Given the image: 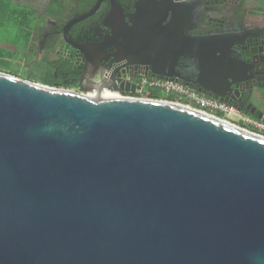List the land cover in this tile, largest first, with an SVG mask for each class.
<instances>
[{
  "label": "water",
  "instance_id": "95a60500",
  "mask_svg": "<svg viewBox=\"0 0 264 264\" xmlns=\"http://www.w3.org/2000/svg\"><path fill=\"white\" fill-rule=\"evenodd\" d=\"M0 264H264V135L0 71Z\"/></svg>",
  "mask_w": 264,
  "mask_h": 264
},
{
  "label": "flooded vegetation",
  "instance_id": "af4514ba",
  "mask_svg": "<svg viewBox=\"0 0 264 264\" xmlns=\"http://www.w3.org/2000/svg\"><path fill=\"white\" fill-rule=\"evenodd\" d=\"M15 1L39 14L28 49L14 57L41 67L52 86L134 96L140 88L129 84L158 70L202 94L221 91L264 120V12L256 0H102L93 13L99 0H65L68 9L55 14L47 13L50 0L42 8ZM203 36L216 38L198 49L205 54L198 62L189 46Z\"/></svg>",
  "mask_w": 264,
  "mask_h": 264
},
{
  "label": "trees",
  "instance_id": "16d2710c",
  "mask_svg": "<svg viewBox=\"0 0 264 264\" xmlns=\"http://www.w3.org/2000/svg\"><path fill=\"white\" fill-rule=\"evenodd\" d=\"M260 10L264 12V0H256ZM68 6L65 0H50L49 7L47 9L48 14H55L60 11L67 10ZM38 10L27 5H22L15 0H0V24H2L6 31L13 35L12 39L6 41V45L9 49H12L17 56H23V51L28 49V46L32 42L33 32L36 30ZM1 45V44H0ZM0 71L11 73L16 76H24L22 78L40 82L43 84L51 85L52 82L47 78L46 74L41 76L33 74L32 70L29 69V73L21 75L18 71L8 70L7 62L5 59L0 58ZM4 68V69H3ZM164 91L159 88H148L145 93L152 98H168L169 100H177L178 96L167 93L164 95ZM166 93V92H165ZM250 115V114H249ZM254 116V115H252ZM256 117V116H255Z\"/></svg>",
  "mask_w": 264,
  "mask_h": 264
},
{
  "label": "built area",
  "instance_id": "2783aa9c",
  "mask_svg": "<svg viewBox=\"0 0 264 264\" xmlns=\"http://www.w3.org/2000/svg\"><path fill=\"white\" fill-rule=\"evenodd\" d=\"M136 84L137 86H140L137 94L141 96H143L145 90L148 88H159L166 93L178 96L179 99H181L183 102L188 103L187 105L189 106L193 105L195 108L223 118L231 123L239 120V123H241L242 126L246 127L247 129H251L252 131H255L259 134L263 133L262 135H264V120L246 115L235 103L216 98L215 96L202 94L195 88H192L191 86L178 79L163 76H142L139 82H137ZM232 120L234 122H232Z\"/></svg>",
  "mask_w": 264,
  "mask_h": 264
},
{
  "label": "rangeland",
  "instance_id": "374dc122",
  "mask_svg": "<svg viewBox=\"0 0 264 264\" xmlns=\"http://www.w3.org/2000/svg\"><path fill=\"white\" fill-rule=\"evenodd\" d=\"M18 1H21V2L23 1L24 3H27V4L29 3V4H32V5H36L37 7H41V8L45 4V1H43V0H18ZM8 33L9 32L6 31V28L2 24H0V44H1L0 45V58L1 59H5V61L7 62L8 70H14L15 72L18 71L21 75L22 74L25 75L26 73H29L28 67L25 66V64H24V62L22 60L19 61L16 57H14V54H13V50L14 49H13V47H11L12 49H9L7 47V45H6V41L8 39H12L13 38V35L10 33L9 34L10 36H8ZM0 68H1V65H0ZM30 70H32L33 74H36V75H39V76L43 75V73L41 72L42 71L41 67H39L37 65H34L33 68H31ZM19 77H24V76H19ZM163 93H164V95L167 94L165 92H163ZM134 96H136L137 98H152V97H149L145 93L143 94V96H141L139 94H136ZM160 99L169 100L168 98L166 99V98H163V97L160 98ZM173 101H177V102H180V103L188 104L186 102H183L181 99H177V100H173ZM232 122H234V121L232 120ZM234 123L236 125L240 126L241 128H246V127L242 126L241 123H239V120H236V122H234ZM248 130L253 132L251 129H248Z\"/></svg>",
  "mask_w": 264,
  "mask_h": 264
},
{
  "label": "bare ground",
  "instance_id": "6f19581e",
  "mask_svg": "<svg viewBox=\"0 0 264 264\" xmlns=\"http://www.w3.org/2000/svg\"><path fill=\"white\" fill-rule=\"evenodd\" d=\"M96 97H97V96H96ZM110 97H116V96H111V95H110Z\"/></svg>",
  "mask_w": 264,
  "mask_h": 264
}]
</instances>
